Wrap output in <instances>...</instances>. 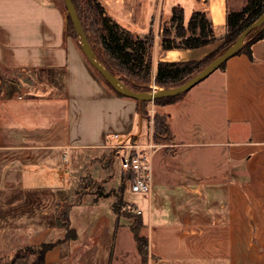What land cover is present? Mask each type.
Returning <instances> with one entry per match:
<instances>
[{"label":"crops","instance_id":"obj_1","mask_svg":"<svg viewBox=\"0 0 264 264\" xmlns=\"http://www.w3.org/2000/svg\"><path fill=\"white\" fill-rule=\"evenodd\" d=\"M100 1L135 34L155 31V72L159 60L201 59L218 46L213 42L198 48L163 49L161 23L168 20L170 24L175 5L183 6L185 13L186 8L191 14L206 13L221 38L228 11L241 8L246 0ZM68 20L64 0H0V185L69 189L82 169L83 154L110 147L114 134L122 138L143 135L138 101L117 95L107 85L69 35ZM252 54L253 58L246 53L234 55L216 70L212 82H201L178 101L157 107L166 114L173 135L161 147L162 153L153 156V174L161 185H152L149 192L134 199L127 196L129 190L124 193L142 213L145 227L151 224L154 201L166 198L162 186L169 175L180 186L182 198L204 199L207 192L216 208L209 219L220 215L225 224L235 214L238 223L244 216L245 226L236 223L231 229L226 224L227 232L236 233L234 239L229 237L231 245L241 249L231 264H264L261 251L250 258L242 252L251 248L254 254L264 247V39L252 45ZM207 152L221 172L207 170L195 159ZM230 162L237 163V170L242 166L244 174L234 173ZM112 203V197L95 203L72 201L69 217L76 238L66 240L52 226L41 229L33 242L55 243L46 253V264H114L113 260L122 264L128 253L117 252L118 235L131 223L119 219L118 225ZM189 215L185 214L186 224H173L171 231L162 233L198 237L202 252L207 226L200 224L207 225V221L191 225ZM150 240L149 264H154L156 257L164 255L151 247L152 233ZM195 248L190 241L175 251Z\"/></svg>","mask_w":264,"mask_h":264},{"label":"rangeland","instance_id":"obj_2","mask_svg":"<svg viewBox=\"0 0 264 264\" xmlns=\"http://www.w3.org/2000/svg\"><path fill=\"white\" fill-rule=\"evenodd\" d=\"M82 2L85 3L84 0H82ZM190 16L191 10L186 8V21L189 20ZM161 25L170 26L168 20L163 21ZM161 32L162 28L159 31V35H161ZM257 33L258 30L250 35L249 39L255 36ZM76 41L78 42L79 40L76 39ZM215 43H218V46L214 50L220 47V45L223 43V39H218ZM79 46L81 47V44ZM152 54L153 59H155V57H157L155 43L152 48ZM218 72L219 71H216L214 74L212 73L213 75H209L207 78L201 81L202 83H200L203 85L206 84V82L207 84L212 82L214 76L218 74ZM150 85L152 86H150V89L155 88L156 90H160L162 88L161 86L155 84L154 81H152ZM208 97L209 94L207 95V103H209ZM158 106L159 105H156L155 102H149L146 105V108H149L150 113L147 117H143L142 115L144 119V131L141 137H139V134L136 137L129 136L127 138H122L123 140H126L125 143H129L128 140H130V142L140 143L153 141L155 144L153 156H155V158L164 150L161 148L164 147V143L169 142V140L167 141L166 139L157 140L154 138V117L156 113H160L157 111ZM152 109L155 110L153 116H151ZM152 118L153 123H151ZM199 121L200 123H197L201 125L203 120L199 119ZM208 126L209 124L207 122V128ZM208 145L209 144H207V146ZM193 158L194 157L191 156V158L188 160H192ZM195 159H198L201 165L206 166L207 170L221 172V167L214 166V161L211 159L210 153H203L199 156H196ZM188 160L187 164L190 165L191 161ZM154 161H156V159H154ZM108 162H112L111 169H103V165L108 164ZM235 164L237 163L230 162L229 168H231L234 173L236 171L244 174L242 166H240V168L237 170ZM81 165V171L77 173L76 176H74L75 178H73V184L69 189L66 188V190H60L58 188L31 190L24 189L17 184L0 185V264L11 263L14 256L20 252V248L24 249L29 246L32 247L37 245L33 242V237L41 229H45L48 226L55 227L57 235L59 234L60 236H66L65 228H61L56 225V218L62 211L66 210L67 207L71 205L70 203L72 201L91 200L94 196H96V190L98 189V192L101 190L100 187L103 188L105 192L113 193L111 196L113 200L115 199L116 194H120L121 186L123 182L126 181V179L124 178L125 174L122 171V158L120 156L118 157V149L106 147L103 149L94 150L87 154L85 153L82 156ZM241 177L245 178L244 175H241ZM155 184L161 185V183L155 180L153 174L152 185L154 186ZM163 184L165 186H162V188L164 187L165 189L164 196L166 198L164 200L160 197V201H154V213L151 224L142 229V234L148 237L149 240L152 233L153 246L151 247H153V249L158 248L160 251H163L161 253L164 256H153L156 257L154 264H231L230 260L236 257L235 255H237L238 250L241 252V249L237 250L234 245H231L229 240L231 235L234 239V237H236V233L231 234L230 231L227 232L226 230L227 225L230 226L231 229L234 228L233 226H236L235 224L237 222L235 214H233L231 219L228 218V220L231 221L230 223L224 224L226 220H220V215L212 217L210 220L208 217L210 213L215 212L216 208L214 206L215 202L210 200L207 192V197L204 199L196 198L195 195H189V198H182V196L180 197L178 195L181 188L178 186V184H175V181L171 175L166 178ZM156 189L157 188H155V190ZM126 191H128L127 196L130 199L144 195L143 192H133L128 181L125 182V187L122 190L123 196L125 195L124 193ZM136 210L129 209L127 207L120 209V219L130 222L131 224L135 223L138 214ZM187 213H190L189 220L191 221V225L193 222L197 224L199 221H207V225L200 224V226L203 228L207 226V234L205 233L203 238V240L207 239V244H205V248H202V252L198 251L200 247H198L199 245L197 243L201 241V239L198 237H183L181 233H171L168 235L165 234L164 236L162 233H166V230L171 231L173 224H186L184 221L186 222L188 217L185 216ZM244 223L245 217L243 216V222L241 219V221H238L237 224H243V226H245ZM196 226L198 227L199 225ZM237 235L238 237L240 236V234ZM251 235L252 233L250 232L249 236ZM190 241L192 244L196 245L197 248L183 250L182 252L175 251L177 247H187L190 244ZM117 245V252H119L121 249L125 250V252L127 251L128 253L126 260L123 262L124 264H149L150 252H148V259L145 261L138 251L136 240L132 230L129 227L123 228L119 232ZM262 246H264V239ZM252 251L253 249L250 248L245 249L242 252H244L245 257L248 256V258H250L252 255H257V253L260 251L264 254V247L263 249H256L254 254H252ZM35 259V255H33L31 252H27V256L18 259L16 264H33V260ZM113 262L114 264H119L116 260H113Z\"/></svg>","mask_w":264,"mask_h":264},{"label":"trees","instance_id":"obj_3","mask_svg":"<svg viewBox=\"0 0 264 264\" xmlns=\"http://www.w3.org/2000/svg\"><path fill=\"white\" fill-rule=\"evenodd\" d=\"M84 1L85 3H83L82 0H73L98 58L109 70L120 76L129 87L137 91L150 90L152 81L161 87H172L188 80L219 55L228 45L233 43L245 28L259 18L264 12V0H246L241 8L230 9L226 18V32L219 38L214 32L212 20L206 13L202 11H193L186 23L184 7L175 5L172 8L170 26H163L161 32L163 49L198 48L216 42L218 39H223V43L218 49L201 59L184 61L159 60L154 72V59L152 54V48L155 43L154 30L151 29L149 33L144 36L135 34L128 27L122 25L111 16L100 0ZM68 33L73 38L78 39L70 17L68 20ZM260 39H264V27L246 42L238 54L246 53L250 58H253L252 45ZM225 64L226 62L221 65L220 69L224 68ZM99 75L107 85L114 90L100 73ZM115 93L119 96H124L117 91H115ZM184 94L158 98L154 102L159 106L170 104L181 99ZM138 103L143 117L149 116V108H146L149 102L138 101ZM172 137V131L166 114L156 113L154 117V138L157 140L166 139L170 141ZM111 167L112 162L103 165V169H111ZM123 172L125 174V182H127L133 174L128 171ZM125 182H123L121 186L120 194L115 195L116 197L112 203L113 210L118 217V225L121 213L120 209L126 207L134 210L137 209L135 204L124 199L122 190L125 187ZM100 189L99 192L97 191L98 189L96 190V196L91 199L92 203L99 201L101 198L111 197L113 194L111 192H105L101 187ZM69 211L70 206L62 211L56 218V225L66 230V240L77 237L76 230L70 224ZM136 211L138 212L136 221L131 224L130 228L136 240L139 253L144 260L147 261L149 239L142 234V229L145 227L143 215L139 209ZM54 245V242L45 241L32 247L20 248V252L14 256L11 263L6 264H16L18 259L27 256V252H31L36 256V259L33 260V264H46V253Z\"/></svg>","mask_w":264,"mask_h":264},{"label":"water","instance_id":"obj_4","mask_svg":"<svg viewBox=\"0 0 264 264\" xmlns=\"http://www.w3.org/2000/svg\"><path fill=\"white\" fill-rule=\"evenodd\" d=\"M68 15L74 25L76 35L81 44L82 50L91 63V65L104 77V79L114 88L115 91L124 95L125 97L135 99L139 102L148 101L154 102L158 98L173 97L184 94L199 84L213 72L218 70L222 64L227 62L231 57L238 54L242 47L250 39L255 31H259L264 27V12L259 18L251 23L245 30L238 36V38L228 45L219 55L211 60L204 68L193 75L183 83L172 86L162 87L160 90L151 88L150 90L137 91L129 87L117 74L109 70L106 65L98 58L80 19L73 0H64ZM152 87V86H151ZM142 116V114H141Z\"/></svg>","mask_w":264,"mask_h":264},{"label":"built area","instance_id":"obj_5","mask_svg":"<svg viewBox=\"0 0 264 264\" xmlns=\"http://www.w3.org/2000/svg\"><path fill=\"white\" fill-rule=\"evenodd\" d=\"M151 113H155L152 109ZM153 123V118L151 119ZM115 142L110 147L118 149V157L122 158V171H128L133 176L128 180L133 192H149L153 181V141L140 143H125L119 134H114Z\"/></svg>","mask_w":264,"mask_h":264}]
</instances>
